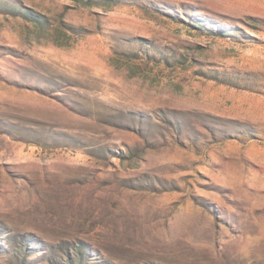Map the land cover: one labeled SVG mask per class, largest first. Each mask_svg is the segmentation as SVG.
I'll return each instance as SVG.
<instances>
[{
  "label": "rangeland",
  "instance_id": "rangeland-1",
  "mask_svg": "<svg viewBox=\"0 0 264 264\" xmlns=\"http://www.w3.org/2000/svg\"><path fill=\"white\" fill-rule=\"evenodd\" d=\"M0 264H264V0H0Z\"/></svg>",
  "mask_w": 264,
  "mask_h": 264
}]
</instances>
